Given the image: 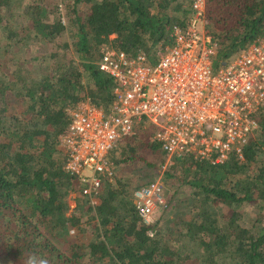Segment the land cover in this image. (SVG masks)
Listing matches in <instances>:
<instances>
[{"label": "trees", "instance_id": "obj_1", "mask_svg": "<svg viewBox=\"0 0 264 264\" xmlns=\"http://www.w3.org/2000/svg\"><path fill=\"white\" fill-rule=\"evenodd\" d=\"M192 1L60 0L64 24L56 13L60 5L48 8L46 0H29L16 14L14 0H0V19L7 22L3 48L67 36L77 60L75 67H67L64 55L51 54L55 64L0 74V264H264V226L255 225H264V107L243 161L233 154L221 165L173 158L165 179L180 174L195 199V212L171 230V244L153 234V225L141 222L121 183L105 182L92 206L81 195L80 181L64 170L58 137L69 126L66 110L87 100L111 111L115 85L97 68L101 47L111 45L130 57L144 54L147 64H155L159 48L171 44L172 28L185 26ZM4 11L11 19L3 18ZM205 20L217 44L215 74L264 39V0H205ZM13 105L22 108L20 115H8ZM147 125L142 121L124 139L121 158L113 159L116 166L137 161L142 143L162 155L163 163L160 145L149 140L155 129ZM70 192L85 201H77L68 214ZM244 204L257 210L252 227L242 220ZM88 229L91 236L83 242ZM70 231L74 239L65 241ZM191 245L201 253L192 260Z\"/></svg>", "mask_w": 264, "mask_h": 264}, {"label": "built area", "instance_id": "obj_2", "mask_svg": "<svg viewBox=\"0 0 264 264\" xmlns=\"http://www.w3.org/2000/svg\"><path fill=\"white\" fill-rule=\"evenodd\" d=\"M170 38L153 65L144 54L130 57L102 46L97 68L115 85L111 111L87 100L66 110L69 126L58 137L64 170L80 181L81 195L91 204L103 184L114 180L112 151L142 121L154 127L150 142L160 145L167 161L221 165L231 154L244 159L264 107V39L214 74L217 44L206 29L205 0L192 1L185 26H174ZM131 203L144 225H154L155 213L167 206L162 183L151 180L135 188Z\"/></svg>", "mask_w": 264, "mask_h": 264}, {"label": "rangeland", "instance_id": "obj_3", "mask_svg": "<svg viewBox=\"0 0 264 264\" xmlns=\"http://www.w3.org/2000/svg\"><path fill=\"white\" fill-rule=\"evenodd\" d=\"M28 1L29 0H14V12L16 14H21L25 10ZM56 4L59 6L60 0H46V5H48V8L55 6ZM56 13L58 16L61 17L63 23L66 24L62 5L58 7V11H56ZM10 15L11 13L9 11L3 12V18L6 17L7 19H11L9 17ZM5 25H7V22L1 18L0 39L3 36V28ZM13 25L19 28L23 26V24H21L20 22H13ZM40 43L42 42H40L38 39L32 38L31 42L27 41L24 45L21 46V48L14 47L11 48L9 51L6 50V48L2 47L4 46L3 43H0V74L11 76V74L14 72L16 73V71H19V73L21 74L26 70L30 72H32L33 70L37 71V69H39L38 67L42 69V65L55 64V60L49 59L51 54H57L59 56L64 55V61L67 64V67H75L77 65L76 57L69 48L67 36L58 37L53 42L51 41L44 42L42 44ZM37 56L43 60H33V58ZM46 58H48V60H46ZM44 60H46V62H44ZM21 64H26L23 70L20 69ZM21 111L22 108L20 106L13 105L11 106V110L8 115L13 113L15 115H20ZM145 127L147 128L148 125ZM142 144L144 145V149L140 155L135 156L136 158H138L137 161H125L119 163L118 166L114 164L113 159L117 161L121 158V149L125 146L124 140H122L120 144H118L116 149L112 151L110 155L112 160L110 161L113 163L114 180L117 181V183H121L123 186L126 187L125 189H127V196L130 198V201L131 194L136 187H139L140 185H143L151 180H159L162 183L167 206L164 209L158 210L155 213L156 221L153 225V234L154 232H156L163 238L164 241L171 244L174 242L172 241L170 236L171 230L178 229L182 220H186V218H189L192 213L195 212V199H193L190 190L181 184V177L179 173L176 174V178L165 179L164 172H166L167 168L172 164L173 159L167 161V159L164 157V161L161 164L162 155L152 154L148 150V144ZM261 158L264 160V155ZM77 201L81 202L85 201V199H83L82 197L79 198L77 197V194L70 192L68 197L66 198V202L69 206L68 214L71 213ZM96 203L97 201L94 204H90L92 206H95ZM226 211V208L220 210L221 215H225ZM239 211L242 215V220L244 221V223L247 224L249 227L254 226L256 218L258 217V213L254 205L244 204L239 209ZM261 215L264 216V213H262ZM255 225L259 227L264 226L261 223H256ZM73 233V231H70L65 241H67L69 238L74 239ZM89 236H91V234L88 229L86 234L83 235L82 241L86 242L89 239ZM190 250L192 254L190 260H192L193 257H196L201 254L200 251L197 249V246H192L189 251Z\"/></svg>", "mask_w": 264, "mask_h": 264}]
</instances>
